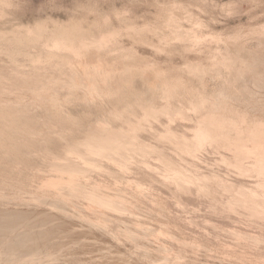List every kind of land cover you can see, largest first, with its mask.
I'll return each instance as SVG.
<instances>
[{
	"label": "rangeland",
	"instance_id": "rangeland-1",
	"mask_svg": "<svg viewBox=\"0 0 264 264\" xmlns=\"http://www.w3.org/2000/svg\"><path fill=\"white\" fill-rule=\"evenodd\" d=\"M99 32L109 49L82 46ZM0 84V264H264V172L237 148L258 122L264 135V0H0ZM96 126L138 149L94 169L74 151L69 193L40 185ZM227 182L261 196L255 210Z\"/></svg>",
	"mask_w": 264,
	"mask_h": 264
},
{
	"label": "bare ground",
	"instance_id": "bare-ground-1",
	"mask_svg": "<svg viewBox=\"0 0 264 264\" xmlns=\"http://www.w3.org/2000/svg\"><path fill=\"white\" fill-rule=\"evenodd\" d=\"M128 27H130V26H128ZM142 29V28H141ZM262 29H263V27H262ZM144 30V29H143ZM250 30H252V29H250ZM257 30V29H256ZM141 31V30H140ZM253 31V30H252ZM115 32V31H114ZM115 34V33H114ZM113 33H104V32H99L97 35H95L94 36V38H92V40L88 37V38H85V39H83L82 41L83 42H81L82 43V46L83 45H86V46H88L89 44L90 45H94L99 51L101 50H105V49H107L108 47H109V43H110V40H111V37H112V35H114ZM192 34V33H191ZM261 35V34H260ZM192 36V35H191ZM191 36H190V38H191ZM116 37V36H115ZM220 37V36H219ZM194 38H196V36L194 37ZM113 39H115V38H113ZM221 39V38H220ZM117 40V39H116ZM197 41H199V40H197ZM113 42V41H112ZM115 44V43H114ZM68 45V44H67ZM71 46V45H70ZM81 46V45H80ZM81 46V47H82ZM112 46V45H111ZM158 46V45H157ZM69 47V46H68ZM76 47V46H75ZM84 47V46H83ZM84 48H86V47H84ZM83 48V49H84ZM72 49H73V47H72ZM81 49V48H80ZM109 49V48H108ZM75 50V49H74ZM73 50V51H74ZM77 50V49H76ZM77 52H79V50L77 51ZM81 54V53H80ZM99 60V59H98ZM227 60V59H226ZM100 61V60H99ZM103 60H101V62H102ZM228 62V61H227ZM226 62V63H227ZM103 63V62H102ZM107 63V62H106ZM148 63V62H147ZM220 63H222V62H220ZM226 63H224V64H226ZM229 63H230V60H229ZM228 63V64H229ZM232 63V62H231ZM230 63V64H231ZM86 64V63H85ZM90 64V63H89ZM114 64V63H113ZM151 64V63H150ZM153 64V63H152ZM155 64V63H154ZM227 64V65H228ZM70 65H71V63H70ZM88 65V64H87ZM87 65H85V66H87ZM95 65V64H94ZM93 65V66H94ZM97 65V64H96ZM104 65H106V64H104ZM129 65V64H128ZM127 65V66H128ZM147 65V64H146ZM146 65H144V66H146ZM134 66V65H133ZM133 66L132 67H130V68H133ZM143 66V67H144ZM71 67V66H70ZM73 67V66H72ZM72 67H71V69L70 70H72ZM91 67V66H90ZM97 67V66H96ZM100 67V66H99ZM129 67V66H128ZM156 67V66H155ZM68 68V67H67ZM86 68H88V67H86ZM102 68H104V67H102ZM111 68L113 69V71H115L116 72V70L114 69V67H112L111 66ZM111 68H109L108 67V69H109V71H110V69ZM151 68H153V67H151ZM92 69V68H91ZM94 69H96L95 67H94ZM106 69V68H105ZM135 69V68H134ZM136 69H140V68H136ZM150 69V68H149ZM87 70V69H86ZM98 70V69H97ZM95 71V73L96 72H98L99 73V70L98 71ZM118 70V69H117ZM151 70V69H150ZM201 70V69H200ZM113 71H111V72H109V73H112ZM149 71V70H148ZM86 72V71H85ZM91 71H89L88 72V74L90 73ZM92 72H93V70H92ZM91 72V73H92ZM105 72H107V71H105ZM142 72H143V69H142ZM145 72V71H144ZM90 73V74H91ZM97 73V74H98ZM108 73V72H107ZM92 75H93V73H92ZM94 75H96V74H94ZM105 75H107L106 73H105ZM37 76V75H36ZM72 76H74V75H72ZM72 76H70L69 77V80H68V82H69V84L67 83V85H64V86H66V87H68V88H70V89H72L73 87H75V84H74V81H75V79H74V77H72ZM86 76H87V74H86ZM110 76V75H109ZM91 77V76H90ZM101 76H99V77H97V78H100ZM107 78H109L108 76H106ZM93 78V77H92ZM112 78V77H111ZM39 79V78H38ZM41 79V78H40ZM39 79V80H40ZM77 79V78H76ZM83 79H85V78H83ZM89 79V78H88ZM101 79V78H100ZM104 79V78H103ZM78 80V79H77ZM91 80V79H90ZM94 80H96V78L94 79ZM102 80V79H101ZM105 80V79H104ZM103 80V81H104ZM108 79H106V81H107ZM97 81V80H96ZM109 81H111V80H109ZM80 82V81H79ZM84 82V81H83ZM91 83V82H90ZM89 83V84H90ZM110 83V82H109ZM85 84V83H84ZM92 84H96L95 82L94 83H92ZM1 85V84H0ZM78 85V84H77ZM83 85V84H82ZM91 85V84H90ZM79 86V85H78ZM97 86H98V84H97ZM82 87V86H81ZM107 87V86H106ZM64 88V87H63ZM78 88V87H77ZM88 88V87H87ZM87 88H86V90H87ZM95 88V87H94ZM97 88V87H96ZM75 89V88H74ZM80 89V88H79ZM90 89V88H89ZM84 90V89H83ZM97 90V89H96ZM100 90H101V88H100ZM103 90V89H102ZM0 91H1V89H0ZM85 91V90H84ZM92 91V90H91ZM2 92H4V91H2ZM100 92V91H99ZM6 100V99H5ZM11 101V100H10ZM7 102V101H6ZM2 103H3V101H2ZM234 104V103H233ZM222 106V105H221ZM233 106V105H232ZM166 107V106H165ZM201 107V106H200ZM174 108H176V107H174ZM172 109V108H171ZM216 109V108H215ZM215 109H213L214 111L213 112H215ZM169 110V109H168ZM174 110V109H173ZM212 110V109H211ZM225 110V109H224ZM177 111H178V109H177ZM181 111H183V110H180V112ZM185 112V111H184ZM183 112V113H184ZM163 113V112H162ZM173 113V112H172ZM175 113H176V109H175ZM210 113V112H209ZM208 113V114H209ZM216 113V112H215ZM214 113V114H215ZM224 113V112H223ZM177 114H179L178 112H177ZM222 114V113H221ZM244 114V113H243ZM175 115V114H174ZM211 116H212V112H211V114H210ZM215 115H217V113L215 114ZM224 115V114H223ZM236 115V114H235ZM152 116H154V115H152ZM183 116H185V115H183ZM219 116H221V115H218V118H220ZM225 116V115H224ZM224 116H222V118L224 117ZM140 117V116H139ZM258 117V116H257ZM187 118V117H186ZM207 118H208V115H207ZM217 118V119H218ZM225 118H226V116H225ZM228 118H230V117H228ZM227 118V119H228ZM245 118H246V116H245ZM190 119H192V118H190ZM216 119V120H217ZM224 119V118H223ZM222 119V120H223ZM240 119H241V115H240ZM208 120V119H207ZM221 120V119H220ZM221 120V121H222ZM228 120H230V119H228ZM233 120V119H232ZM99 121V120H98ZM146 121V120H145ZM203 121V120H202ZM217 121H219V120H217ZM216 121V122H217ZM227 121V120H226ZM225 121V122H226ZM234 121V120H233ZM239 121V120H238ZM246 121V120H245ZM100 122V123H99ZM98 122V125L100 124V125H104L103 123L101 124V121H99ZM201 122V121H200ZM207 123H205V124H208L209 122L208 121H206ZM212 122V121H211ZM214 122V121H213ZM215 122V123H216ZM242 122V121H241ZM240 122V123H241ZM97 123V122H96ZM220 123V122H219ZM239 123V122H238ZM213 124V123H212ZM96 125V124H95ZM215 125V124H214ZM258 125V126H257ZM256 126L258 127V129H256L255 128V131L248 137L249 139H250V141L249 142H251L252 141V144H251V148H250V146H248V144L246 143V142H244L242 139V141H240V138H238L239 140V142H238V152H239V154L241 155V156H244V155H246V154H248V153H253V154H255L257 157H259V166H258V172H264V135L260 132V130H259V122H258V124H257ZM263 125V124H262ZM105 126V125H104ZM216 126H218V124H216ZM232 126V125H231ZM240 126V125H239ZM255 126V125H254ZM261 126V125H260ZM94 127V126H93ZM92 127V128H93ZM96 127H98V126H96ZM95 127V129L93 128L92 129V132L90 131L89 133H88V136H87V138L85 139L86 141L84 142V149L83 150H80V149H78V148H75V147H70L69 149H68V152L66 153V155H64L63 157H61V158H58V159H56L55 161H53V163H52V167H51V170H53V171H56V177H53V178H51L50 180H48L45 184H40V185H45L44 187H50V188H53L54 189V191H56V189L57 190H59L60 191V193H63V194H67V193H69V189L73 186V184H75V182H74V178L76 177V176H74V178H73V175H74V173L77 171H79V170H81L80 172H82V171H84V170H82L81 168L83 167V169H85V168H90V167H95L96 166V168H97V166H98V164H100L99 163V158L101 157L102 158V156L103 157H106V156H108V155H110V154H116V153H118V154H120L119 156H122V155H124V154H127L128 152H131V154H132V151H135V150H137L138 149V147L139 146H137L135 143L136 142H134V136H136L135 134H134V136H132V133H131V135L130 136H132L133 138H129V137H126V136H124V135H127V134H123V132L121 131V129L120 128H118V130L120 129V131L122 132V133H120V131H118L119 133H117V132H107V130L109 129V128H111V130L114 128L115 129V126L113 127V126H111V127H109V128H107L106 126V128H107V130H106V132L107 133H105L104 131H102L101 129L103 128H101V127H98V128H96ZM134 127H136V126H134ZM140 127V126H139ZM138 127V128H139ZM220 127H222L221 126V123H220ZM237 127V126H236ZM242 127V126H241ZM252 127H253V125H252ZM262 127V126H261ZM101 128V129H100ZM214 128V127H213ZM89 129H91V128H89ZM89 129H88V131H89ZM105 129V128H104ZM200 129H201V127H200ZM206 129H208V127L206 126ZM218 129V131H219V126H218V128L216 127V130ZM222 129H223V127H222ZM222 129H220V130H222ZM230 129V128H229ZM232 129H233V127H232ZM235 129V128H234ZM240 129V128H239ZM252 129H254V127L253 128H251V130ZM116 130V129H115ZM210 130V129H209ZM215 130V131H216ZM238 130V129H237ZM261 130H264V129H261ZM113 131V130H112ZM125 131V130H124ZM208 131V130H207ZM225 131V130H224ZM203 132H205L204 130H203ZM241 132H243V131H241ZM124 133H126V131L124 132ZM210 133H213L212 131L210 132ZM217 133V132H216ZM220 133H222V132H220ZM224 133V132H223ZM123 134V135H122ZM169 134V133H168ZM225 135H226V137H227V132L226 133H224ZM208 135H210L209 133H208ZM212 135V134H211ZM210 135V136H211ZM229 135V134H228ZM128 136V135H127ZM174 136V135H173ZM176 136V135H175ZM180 136V135H179ZM230 136H231V134H230ZM247 136V135H246ZM245 136V137H246ZM170 137V136H169ZM225 137V138H226ZM229 137V136H228ZM244 136H242V138H245ZM123 138V139H122ZM136 138V140H137V137H135ZM176 138H178V137H176ZM184 138H185V136H184ZM224 138V139H225ZM229 138H231V137H229ZM228 138V139H229ZM185 139H187V137L185 138ZM234 137L232 138V140L234 141ZM246 139V138H245ZM232 140H230L231 142H232ZM237 139H235V141H236ZM139 141V140H138ZM189 141V140H188ZM188 141H187V143H188ZM230 141H228V143H227V145L229 144V142ZM234 141V142H235ZM246 141V140H245ZM140 142V141H139ZM181 142V141H180ZM185 142V141H184ZM190 142V141H189ZM230 142V143H231ZM138 143V142H137ZM141 143H143V142H141ZM178 143V142H177ZM191 143H193V142H191ZM72 144V143H71ZM144 144V143H143ZM142 144V145H143ZM182 144V143H181ZM204 144V143H203ZM219 144V143H218ZM223 144V143H222ZM232 144H234V143H232ZM236 144V143H235ZM145 145V144H144ZM184 145H186V144H184ZM183 145V146H184ZM189 145V144H188ZM192 145V144H191ZM194 146L196 147V145H195V143H194ZM224 146V145H223ZM82 147V146H81ZM179 147H181L180 145H179ZM185 147V146H184ZM188 147V146H187ZM192 147V146H191ZM235 147V146H234ZM142 148V147H141ZM144 148V147H143ZM193 148V147H192ZM223 148V147H222ZM183 149V148H182ZM185 149H186V147H185ZM189 149V148H188ZM191 149V148H190ZM189 149V150H190ZM141 150H143V149H141ZM140 150V151H141ZM145 150V149H144ZM70 151V152H69ZM76 152L77 151V153H79V155H80V159L82 160V162H83V164H84V166H82L81 167V165H78L76 162H75V160H74V157H77V156H75L74 155V157L71 155V153L72 152ZM192 151V150H191ZM195 151V150H194ZM193 151V152H194ZM236 153V152H235ZM130 154V153H129ZM240 155H237V156H240ZM236 156V157H237ZM79 157V156H78ZM117 157H118V155H117ZM107 158H109V156L107 157ZM122 159H123V157H122ZM124 159H125V155H124ZM238 159V158H237ZM78 160V159H77ZM80 160V161H81ZM169 160V159H168ZM167 160V161H168ZM61 161V162H60ZM113 161V160H112ZM115 161V160H114ZM239 161H240V159H239ZM143 163H144V161H143ZM171 163H172V161H171ZM171 163L169 164V165H171ZM146 164H148V163H146ZM167 164V163H166ZM100 166V165H99ZM98 166V168H100ZM172 166H173V164H172ZM172 166H170V167H172ZM91 168V169H92ZM123 168V167H122ZM175 168V167H174ZM94 169V168H93ZM50 170V171H51ZM169 170V169H168ZM177 170V172L174 174V177H172V178H175L176 179V181L180 184V183H183V184H189V182H191V181H189V179L187 178V176L183 173V172H181V171H178V167H177V169H175V171ZM170 171H171V169H170ZM173 171V170H172ZM174 171V172H175ZM187 171V170H186ZM86 172H88V171H86ZM90 172V171H89ZM88 172V173H89ZM174 172H172V173H174ZM256 172V171H255ZM168 173V172H167ZM166 173V174H167ZM190 173V172H189ZM67 175L66 176V178L67 179H65V177H63V175ZM169 174V173H168ZM171 174V173H170ZM188 174V173H187ZM54 175V174H53ZM64 175V176H65ZM262 175V174H261ZM20 176H22V175H20ZM55 176V175H54ZM88 176V175H87ZM163 176H165V175H163ZM167 176V175H166ZM207 176H210V175H207ZM264 176V175H263ZM204 177V176H203ZM211 177V176H210ZM78 179H79V176L77 177ZM194 178V177H193ZM207 178V177H206ZM3 179V178H2ZM165 179H166V177H165ZM213 179V178H212ZM1 180V179H0ZM16 180H17V178H16ZM87 180V179H86ZM168 180V179H167ZM192 180V179H191ZM205 180V179H204ZM203 180V181H204ZM5 181V180H4ZM3 181V182H4ZM175 181V182H176ZM198 181V180H197ZM212 181V180H211ZM217 181V180H216ZM45 182V181H44ZM43 182V183H44ZM192 182H193V180H192ZM191 182V183H192ZM195 182V181H194ZM207 182V181H206ZM76 183H78V182H76ZM178 183H176V184H178ZM197 183H199V182H197ZM204 183V182H203ZM227 183H229V184H232L231 182H227ZM92 184H93V181H92ZM210 184V183H209ZM224 184V183H223ZM222 184V185H223ZM77 185H80V183L79 184H77ZM94 185V184H93ZM96 185V184H95ZM182 185V184H181ZM194 185H195V183H194ZM206 185V184H205ZM212 185V184H211ZM226 185V184H225ZM235 184H232L231 185V187H230V192H231V188L234 186ZM39 186V185H38ZM97 186V185H96ZM177 186V185H176ZM201 186H203V185H201ZM219 186H221V185H219ZM227 186V187H228ZM237 185H235L234 187L235 188H237L236 187ZM41 187V186H40ZM43 187V186H42ZM82 187H84V186H82ZM90 187V186H89ZM98 187V186H97ZM139 187V186H138ZM200 187V186H199ZM223 187V186H222ZM234 187H233V189H234ZM241 187V186H240ZM264 187V186H263ZM87 188V187H86ZM96 188V187H95ZM99 188V187H98ZM144 188V187H143ZM188 188H190V187H188ZM209 188V187H208ZM242 188V187H241ZM244 188V187H243ZM1 189V188H0ZM37 189V188H36ZM44 189V188H43ZM45 189H47V188H45ZM84 189H85V187H84ZM84 189H81L82 191H78V192H83V190ZM89 189V188H88ZM92 189H94V188H92ZM92 189H90V190H92ZM179 189V188H178ZM211 189V188H210ZM233 189H232V191H233ZM238 189V188H237ZM236 189V195L233 197V199L235 200V202L237 201L238 203H240V202H242V203H244L245 205L246 204H249V205H252V206H249L250 208H248V209H251V210H255V209H253L254 207L253 206H257V205H259V198H261V196H259V198L257 197V196H255V195H253V194H251L248 190H240V189H238L237 190ZM38 190V189H37ZM52 190V189H51ZM86 190V189H85ZM84 190V191H85ZM136 190V189H135ZM143 190V189H142ZM201 190V189H200ZM205 190V189H204ZM239 190H240V192H239ZM2 191V190H1ZM3 191H5V190H3ZM43 191V190H42ZM103 191V190H102ZM180 191V190H179ZM182 191V190H181ZM228 191V190H227ZM253 191V190H252ZM73 192V191H72ZM86 192V191H85ZM84 192V193H85ZM93 192H95V191H93ZM101 192V191H100ZM191 192V191H190ZM200 192V191H199ZM198 192V193H199ZM60 193H59V195H60ZM97 193V192H96ZM117 193V192H116ZM192 193V192H191ZM208 193V192H207ZM90 194V193H89ZM93 194L94 193H92V196H93ZM119 194V193H118ZM233 194H234V192H233ZM82 195H84L83 193H82ZM86 195V194H85ZM98 195V194H97ZM231 195V194H230ZM21 196V195H20ZM72 196H74V195H72ZM75 197V196H74ZM98 197V196H97ZM110 196H108V198H109ZM123 197V196H122ZM263 197H264V195H263ZM78 198V197H77ZM112 198V197H111ZM115 198V197H114ZM118 198V197H117ZM35 199V198H34ZM37 199V198H36ZM94 199L99 203V204H101V205H103V206H105V205H108V204H112L113 206H115V207H117V208H120V209H123L124 207H123V205L120 203V202H118L117 200H116V198L115 199H111V202H109L107 199H106V197H100L99 199H97V198H95L94 197ZM38 200V199H37ZM119 200H120V198H119ZM126 200V199H125ZM232 200V198H230V201ZM262 200H263V198H262ZM39 201H41V199L39 200ZM56 201V200H55ZM71 201V200H70ZM57 202H60V201H56V204L55 205H59L60 203H57ZM229 202V201H228ZM233 202V201H232ZM236 202V203H237ZM66 203V202H65ZM125 203V202H124ZM236 203H234V205L236 204ZM236 204V206L237 205H239V204ZM128 204V203H127ZM244 204L242 205V206H244ZM228 205H230L229 203H228ZM234 205H233V207H234ZM15 206V205H14ZM22 206V205H21ZM26 206V205H25ZM92 206V205H91ZM129 206V205H128ZM31 207H32V205H31ZM229 207H232V205L231 206H229ZM239 207V206H238ZM241 207V206H240ZM247 207V206H246ZM246 207H243V208H246ZM252 207V208H251ZM261 207V206H260ZM10 208V207H9ZM258 208V207H257ZM261 208H264V205L261 207ZM35 209V208H34ZM97 209V208H96ZM126 208H124V210H125ZM128 209V208H127ZM230 209V208H229ZM1 210V209H0ZM24 210V209H23ZM29 210V209H28ZM49 210V209H48ZM250 210V211H251ZM264 210V209H263ZM7 211V210H6ZM16 211V212H15ZM15 213H17V209H15ZM26 211V210H25ZM31 211V210H30ZM50 211V210H49ZM94 211H97V210H94ZM249 211V210H248ZM256 211H257V209H256ZM262 211V210H261ZM5 212V211H4ZM9 212H13V211H9ZM9 212L7 213V214H9ZM18 212H20V211H18ZM237 212V211H236ZM15 213H13V214H15ZM21 213H22V216H20V217H23V213H24V211L22 212L21 211ZM34 213V212H33ZM44 213V212H43ZM46 213V212H45ZM104 214H105V212H103ZM234 213V212H233ZM253 214H255L254 212H252ZM262 213V212H261ZM4 214V213H3ZM6 214V215H7ZM11 214V213H10ZM12 214V215H13ZM18 214H20V213H18ZM18 214L16 215V216H18ZM26 214V213H25ZM39 214H40V212H39ZM48 214V213H47ZM236 214V213H235ZM257 214V213H256ZM26 215H28V216H26ZM25 216L26 217H28V218H30L29 217V212H28V214H26ZM237 215V214H236ZM2 215H0V217H1ZM15 216V215H14ZM25 216H24V218H25ZM31 216V215H30ZM36 216H37V214H36ZM51 216V215H50ZM242 216V215H241ZM244 216V215H243ZM253 216V215H252ZM261 216V215H260ZM5 217V216H4ZM11 217H13V216H11ZM19 217V216H18ZM20 217H19V219H20ZM32 217V216H31ZM39 217V216H38ZM101 217V216H100ZM256 217V216H255ZM6 218H7V216H6ZM27 218V219H28ZM46 218V217H45ZM101 218H103V216L101 217ZM105 218V217H104ZM252 218V217H251ZM9 218H7L6 219V222H11V220L10 221H7ZM12 219V218H11ZM26 219V218H25ZM256 219V218H255ZM259 219V218H258ZM0 220H1V218H0ZM13 220L15 221V219L13 218ZM13 220H12V222H13ZM54 220V219H53ZM105 220V219H104ZM2 221V220H1ZM20 221L22 222V219H20ZM34 221H36L35 219H34ZM66 221V220H65ZM17 222V221H16ZM16 222H15V224H16ZM21 222H19V225H20V223ZM37 222V221H36ZM53 223V222H52ZM60 223H61V221H60ZM68 223V222H67ZM79 223V222H78ZM14 224V225H15ZM17 224H18V222H17ZM35 224V223H34ZM49 224V223H48ZM58 224V223H57ZM62 224V223H61ZM25 225V224H24ZM36 225V224H35ZM46 225V224H45ZM60 225V224H59ZM70 225V224H69ZM4 226V225H3ZM18 226V225H17ZM38 226V225H37ZM47 226V225H46ZM55 226H57V225H55ZM63 226V225H62ZM66 226H67V224H66ZM121 226V225H120ZM6 227H7V224H6ZM10 227L12 228H14V226H9V229H10ZM16 227V226H15ZM20 227H22V226H20ZM42 227V226H41ZM44 227V226H43ZM42 227V228H43ZM52 227V226H51ZM51 227H49V228H51ZM17 228V227H16ZM37 227H35V229H36ZM59 228V227H58ZM62 228V227H61ZM90 228V227H89ZM1 229V228H0ZM5 229V228H4ZM23 229V228H22ZM34 229V228H33ZM34 229V230H35ZM38 229V228H37ZM37 229H36V231H37ZM47 229V228H46ZM68 229V228H67ZM6 230H8L7 228H6ZM6 230H3V231H6ZM11 230V229H10ZM13 230V229H12ZM18 231H19V228L17 229ZM16 230V231H17ZM26 230V229H25ZM40 230V229H39ZM43 230V229H42ZM45 230V229H44ZM57 230V229H56ZM28 231H30L29 229H28ZM27 231V232H28ZM47 231V230H46ZM55 231V230H54ZM58 231V230H57ZM137 231V230H136ZM13 232V231H12ZM20 232H21V230H20ZM26 232V233H27ZM8 233H9V231H8ZM11 233V232H10ZM19 233V232H18ZM24 233V232H23ZM50 233V232H49ZM63 233V232H62ZM68 233V232H67ZM250 233V232H249ZM7 234V233H6ZM30 234V233H29ZM243 234V233H242ZM51 235V234H50ZM76 235V234H75ZM93 235V234H92ZM99 235V234H98ZM255 235V234H254ZM1 236H3V235H1ZM30 236V235H29ZM56 236V235H55ZM238 236V235H237ZM13 237V236H12ZM21 237H22V234H21ZM34 237H36V236H34ZM46 237V236H45ZM53 237V236H52ZM242 237V236H241ZM24 238V237H23ZM31 238H32V236H31ZM39 238V237H38ZM90 238V237H89ZM34 239V238H33ZM45 239V238H44ZM50 239V238H49ZM53 239V238H52ZM244 239V238H243ZM5 240V239H4ZM14 240V239H13ZM22 240V239H21ZM29 240V239H28ZM38 240V239H37ZM36 240V241H37ZM246 240V239H245ZM248 240H250V242H251V239H248ZM11 241H12V239H11ZM27 241V239L25 240V242ZM30 241H33V240H29L28 242V245L30 244ZM34 241H35V239H34ZM44 241V240H43ZM105 241V240H104ZM4 242V241H3ZM8 242V241H7ZM14 242V241H13ZM20 243H21V241H19ZM25 242H24V245H26L25 244ZM40 242H41V240H40ZM1 243V242H0ZM20 243H16V244H20ZM23 243V242H22ZM35 243V242H34ZM43 243V242H42ZM253 243V242H252ZM36 244V243H35ZM254 244V243H253ZM10 245H13V244H10ZM22 245V244H21ZM28 245H26V247L28 246ZM33 245V244H32ZM31 245V246H32ZM40 245V244H39ZM44 245V244H43ZM42 245V246H43ZM23 246V245H22ZM52 246V245H51ZM57 246V245H56ZM99 246V245H98ZM5 247H6V245H5ZM17 247V246H16ZM15 247V248H16ZM20 247V246H19ZM53 247V246H52ZM60 247V246H59ZM11 248H12V246H11ZM25 248V247H24ZM47 248H48V246H47ZM54 248H56V247H54ZM62 248V247H61ZM101 248V247H100ZM35 249H36V247H35ZM50 249V248H49ZM104 249V248H103ZM0 250H2V249H0ZM8 250V249H7ZM9 250H10V248H9ZM15 250H17V249H15ZM24 250V249H23ZM43 250H44V248H43ZM48 250V249H47ZM11 251V250H10ZM32 251V250H31ZM108 251V250H107ZM2 252V251H1ZM9 252V251H8ZM27 252H29V251H27ZM35 253V252H34ZM38 253V252H37ZM101 253V252H100ZM108 254H109V252H108ZM107 254V255H108ZM36 255V254H35ZM84 255V254H83ZM100 255V254H99ZM104 255V254H103ZM106 255V256H107ZM129 255V254H128ZM127 256V255H126ZM99 257V256H98ZM8 259V258H7ZM22 259V258H21ZM106 259V258H105ZM130 259V258H129ZM12 260V259H11ZM17 260V259H16ZM119 262V261H118ZM6 263V262H5ZM10 263V262H9ZM56 263V262H55ZM65 263V262H64ZM48 264V263H47Z\"/></svg>",
	"mask_w": 264,
	"mask_h": 264
}]
</instances>
